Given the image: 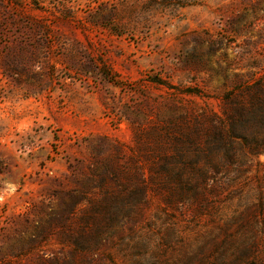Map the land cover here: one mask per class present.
Returning <instances> with one entry per match:
<instances>
[{
    "label": "rangeland",
    "instance_id": "obj_1",
    "mask_svg": "<svg viewBox=\"0 0 264 264\" xmlns=\"http://www.w3.org/2000/svg\"><path fill=\"white\" fill-rule=\"evenodd\" d=\"M257 80L264 0H0V264H264V155L205 142Z\"/></svg>",
    "mask_w": 264,
    "mask_h": 264
},
{
    "label": "trees",
    "instance_id": "obj_2",
    "mask_svg": "<svg viewBox=\"0 0 264 264\" xmlns=\"http://www.w3.org/2000/svg\"><path fill=\"white\" fill-rule=\"evenodd\" d=\"M221 113L223 115L221 123L212 121L216 130L207 136L205 142L216 140L227 150L224 154V162L234 165L238 155L243 152L251 158L264 155V80L244 82L226 91L221 98ZM191 138L196 157L189 162V165L183 166H189L196 174L186 176L174 173L169 168L172 165L170 159L162 160L160 173L165 174L162 185L169 192L167 193L169 197L166 199L168 203L174 200L183 202V196L187 194L198 197V190L203 189L210 179L208 175L200 172V162L205 168L212 167L217 170L211 159L207 157L197 159L200 155L202 157L199 149L201 139ZM101 211L108 213L109 208L101 207ZM118 211L119 209H115L114 213Z\"/></svg>",
    "mask_w": 264,
    "mask_h": 264
}]
</instances>
